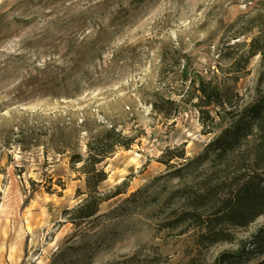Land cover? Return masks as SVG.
I'll return each instance as SVG.
<instances>
[{
	"label": "rangeland",
	"instance_id": "obj_1",
	"mask_svg": "<svg viewBox=\"0 0 264 264\" xmlns=\"http://www.w3.org/2000/svg\"><path fill=\"white\" fill-rule=\"evenodd\" d=\"M259 16L264 0H0V264H214L262 226L264 215L227 228L231 243L199 241L177 192L197 191L201 177L169 175L159 159L181 146L198 156L225 120L203 134L191 104L168 120L151 108L155 94L178 102L196 76L250 103L264 85V54L239 73L230 65ZM110 125L137 139L103 163L99 191L126 183V193L75 228L66 211L82 201L84 178L50 152L49 134L77 132L83 155L87 132Z\"/></svg>",
	"mask_w": 264,
	"mask_h": 264
},
{
	"label": "trees",
	"instance_id": "obj_2",
	"mask_svg": "<svg viewBox=\"0 0 264 264\" xmlns=\"http://www.w3.org/2000/svg\"><path fill=\"white\" fill-rule=\"evenodd\" d=\"M260 17L261 24L247 44L246 52L230 65L238 73L246 69L250 59L264 54V18ZM233 81L235 83L237 78ZM154 97L152 110L166 120L182 105L191 104L199 114L203 134L212 133L217 119L225 120V127L198 156L185 157L181 146L167 149L159 162L168 172L172 171L169 175L177 178L182 179L186 173H199L201 187L197 191L177 192V197L187 202L186 219L200 229L199 241L208 245L233 242L235 236L228 233L227 228H246L264 215V85L261 82L257 86L254 99L244 106L239 104L240 97L233 87L220 86L199 76L190 80L184 94H177L178 102L156 94ZM86 135L83 155L79 152L80 139L75 131L65 130L60 134V140H56V132L51 130L47 140L50 152L66 155L70 168L78 174V180L84 178V190H76V197H83L82 201L66 211L67 222L75 228L99 217L101 204L126 193V183L116 186L110 195L99 191L100 185L107 180L103 163L120 149L130 150L137 139L123 135L113 125ZM47 153L45 150L46 159ZM174 160L180 163L172 164ZM51 181L50 178L45 187L47 194L56 193ZM57 185L64 190L60 181ZM210 204L213 210L207 214L204 208ZM251 256L264 264V224L248 238L240 240L236 250L220 253L214 264H241Z\"/></svg>",
	"mask_w": 264,
	"mask_h": 264
}]
</instances>
